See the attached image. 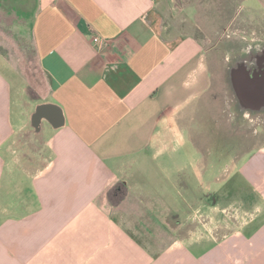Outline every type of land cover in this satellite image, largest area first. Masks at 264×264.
<instances>
[{"label":"crops","instance_id":"obj_1","mask_svg":"<svg viewBox=\"0 0 264 264\" xmlns=\"http://www.w3.org/2000/svg\"><path fill=\"white\" fill-rule=\"evenodd\" d=\"M30 4L46 91L0 57V264H264V136L236 110L219 123L206 51L166 28V0ZM200 97L220 139L180 124Z\"/></svg>","mask_w":264,"mask_h":264},{"label":"rangeland","instance_id":"obj_2","mask_svg":"<svg viewBox=\"0 0 264 264\" xmlns=\"http://www.w3.org/2000/svg\"><path fill=\"white\" fill-rule=\"evenodd\" d=\"M250 1L166 0L163 22L168 30L191 34L202 43L213 81L211 92L219 97L212 110L215 112L218 111V107L221 109L219 123L232 124L229 122L232 118L230 114L236 110L245 119L255 120L264 136V80H243L244 90H241L242 95L237 100L231 94V91H234V83L232 84L231 80L229 86L226 80L228 68L236 65V61H240L239 58L244 56L241 51L264 44V11L260 12L256 21L251 17L250 11L251 7L257 6L254 4L255 0ZM20 7V11L14 13L0 6V57L11 66L16 64L19 75L30 79L28 82L33 84V92L29 91L30 94L41 97L46 91V80L38 67L29 29L30 17L35 5H31L30 0H26V4ZM252 14L254 17L253 12ZM251 88L254 94L249 92ZM245 93H251L253 96ZM208 101L206 97H200L191 103L190 116L187 119L184 118L180 124L193 123L208 126L210 131L208 135L210 139L215 138L212 139L214 141L220 139L223 134L216 127L213 128L215 123L212 118L202 116V109L205 107L203 105L208 104ZM244 103L262 107V109L249 110ZM203 119H205L204 122ZM243 134L241 133V136H244ZM195 155L194 152L185 154L182 150H178L173 158H190Z\"/></svg>","mask_w":264,"mask_h":264},{"label":"flooded vegetation","instance_id":"obj_3","mask_svg":"<svg viewBox=\"0 0 264 264\" xmlns=\"http://www.w3.org/2000/svg\"><path fill=\"white\" fill-rule=\"evenodd\" d=\"M241 53H244V56L239 58L240 61H236V65L232 67L230 66V68H228V72L226 73V80H228L229 86L231 85V80L232 84L234 83L235 87L234 89L232 88L234 91H231V94L233 97H236V100L237 98L239 99V96L241 97V90H244L243 80H264V44L252 46L251 48L241 51ZM249 92L254 94L253 88H251ZM251 93L245 94L253 96ZM246 106L249 107V110L262 109V107L258 108L250 104Z\"/></svg>","mask_w":264,"mask_h":264},{"label":"built area","instance_id":"obj_4","mask_svg":"<svg viewBox=\"0 0 264 264\" xmlns=\"http://www.w3.org/2000/svg\"><path fill=\"white\" fill-rule=\"evenodd\" d=\"M91 39H92V42H93V43H97V42L100 41L101 37L98 36V35H92V36H91Z\"/></svg>","mask_w":264,"mask_h":264},{"label":"water","instance_id":"obj_5","mask_svg":"<svg viewBox=\"0 0 264 264\" xmlns=\"http://www.w3.org/2000/svg\"><path fill=\"white\" fill-rule=\"evenodd\" d=\"M46 112H48L53 118H56V115L54 114L52 110L49 109V111H46Z\"/></svg>","mask_w":264,"mask_h":264}]
</instances>
